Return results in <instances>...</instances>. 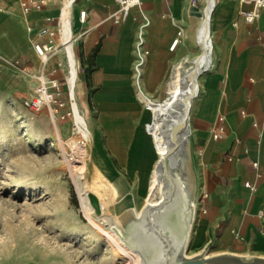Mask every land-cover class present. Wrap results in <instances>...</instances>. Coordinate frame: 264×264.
Here are the masks:
<instances>
[{"label": "crops", "instance_id": "0c3cea01", "mask_svg": "<svg viewBox=\"0 0 264 264\" xmlns=\"http://www.w3.org/2000/svg\"><path fill=\"white\" fill-rule=\"evenodd\" d=\"M219 1L210 22L211 64L197 75L187 129L177 151L191 157L196 193L191 239L212 264H264V8L250 23L242 11L252 8L251 0ZM190 3L143 0L116 21L115 0H46L41 8L30 10L23 9L21 0H0V90L16 91L26 82L35 85L29 75L41 67L33 47V41L41 38L36 29L66 9L73 36L82 34L72 43L73 93L78 108L94 112L90 121L98 165L93 162L99 170L112 169L113 184L128 188V177L117 174L111 156L127 173L138 169L141 175L152 167L155 156L144 129L150 110L143 96L154 98L164 92V98L176 67L183 63L181 52L193 27ZM81 10H86L85 19ZM144 13L150 17L149 53L142 90L137 89L134 97L129 91L133 46ZM201 23L202 18L195 29L199 48ZM179 30L180 40L171 48ZM45 70L60 79L67 97L72 83L66 51L55 52ZM65 109L70 110L69 103ZM220 125L222 137L214 138L212 132ZM246 181L255 188L246 186ZM128 189L137 204L138 187Z\"/></svg>", "mask_w": 264, "mask_h": 264}, {"label": "rangeland", "instance_id": "374dc122", "mask_svg": "<svg viewBox=\"0 0 264 264\" xmlns=\"http://www.w3.org/2000/svg\"><path fill=\"white\" fill-rule=\"evenodd\" d=\"M206 1L191 0L189 12L193 27L189 43L187 46L185 43L181 52L180 61L184 64L200 54L199 45L195 42V29ZM77 46L81 47L80 40ZM29 78L35 80L31 74ZM130 80L129 91L135 97L138 88L133 66ZM33 90L34 85L30 82L16 91L0 90V264H138L136 255L118 245L102 226L106 227L109 217L117 213L112 205V193L114 200L132 196L137 210L148 198L149 177L157 158L148 128L153 120L150 105L144 99L150 110L144 129L155 156L152 167L141 175L138 169L127 173L111 156L119 169L117 174L128 177V188L134 190L138 187L141 195H137L136 204L133 193L126 186H117L118 193L114 195L113 188L104 183L105 179L94 164L98 154L97 145H92L90 118L94 112L90 114L80 105L77 108L86 120L84 128L77 123L73 100L67 96L66 102L70 110L74 108V113L53 121L47 108L36 111L24 103ZM91 91L90 88L89 94ZM163 95L164 92L154 98L161 99ZM75 100L78 101L76 94ZM84 130L88 137L83 135ZM80 172L85 176L83 180L90 183L96 204L94 215L86 211L82 201L78 187ZM104 203L109 207L100 210L99 204ZM104 220L105 224L102 223ZM195 229L194 210L192 236ZM191 232L187 256L183 260L204 259V251L195 248ZM168 250L165 249V254Z\"/></svg>", "mask_w": 264, "mask_h": 264}, {"label": "bare ground", "instance_id": "6f19581e", "mask_svg": "<svg viewBox=\"0 0 264 264\" xmlns=\"http://www.w3.org/2000/svg\"><path fill=\"white\" fill-rule=\"evenodd\" d=\"M215 5L216 0H207L205 7L202 8V23L198 32L200 54L193 61H188V64L182 63L176 67L164 98L143 96L153 111V120L148 128L157 154L149 177L148 198L141 209L137 210L132 196L125 195L114 200L112 193V205L115 206L117 213L109 217V222L106 223L105 220L102 222L107 224L106 227L102 226V229L113 236L118 245H123L136 255L138 264H181V260L187 256L196 193L191 179V157L186 152L177 154L175 152L180 149V141L187 129V117L185 118L183 109L186 105L191 107L197 89L198 73L200 75L203 69L207 70L211 64L210 22ZM62 16L66 20L64 32L71 38L73 33L66 9L62 11ZM72 43L73 40L64 50L68 58L73 93L76 68ZM185 71L187 73L184 75ZM72 103L77 123H81L85 128L86 120L77 110L74 93ZM184 121L186 125L182 128ZM83 135L88 137L86 130L83 131ZM100 172L105 178L104 183L110 185L116 195L117 185L113 184L110 178L112 169L103 167L100 168ZM83 178L85 176L80 172L78 187L82 201L86 211L94 215L96 204L90 183ZM108 207L105 203L99 204L100 210ZM166 248H169L167 254Z\"/></svg>", "mask_w": 264, "mask_h": 264}, {"label": "built area", "instance_id": "2783aa9c", "mask_svg": "<svg viewBox=\"0 0 264 264\" xmlns=\"http://www.w3.org/2000/svg\"><path fill=\"white\" fill-rule=\"evenodd\" d=\"M118 4V10L115 14L116 21L124 18L129 11L142 3L143 0H115ZM206 1V0H205ZM219 0H216V4ZM245 2L246 0H237ZM252 8L243 10L242 14L246 21L252 23L258 16L262 8H264V0H251ZM46 4V0H21V5L24 10H30L33 8H41ZM86 10L80 11L81 19H85ZM65 18L61 15L57 18H52L50 24L43 25L36 29L37 35L41 37L38 40L33 41V47L41 59V67L38 72L34 73L35 85L33 92L24 99V103L33 108L36 111L48 109L49 114L53 121H56L58 117L65 118L71 112L74 113V108L66 110V97L64 96V90L62 82L59 78L48 75L45 70V65L50 57L59 50H64L66 45L70 41H74L82 34L75 33L73 37H67L64 32ZM150 25V17L147 14H143L139 18L138 27L136 31V38L134 43V78L139 91L142 90V76L144 66L146 64L149 47L147 44V28ZM33 27H30V30ZM182 31L179 30L176 38L172 41L171 48H174L180 40ZM69 100H73L72 90L68 92ZM219 119H223V115L219 116ZM224 127L218 126L212 132L214 138L222 137ZM245 185L251 189L255 188V184L250 181H246Z\"/></svg>", "mask_w": 264, "mask_h": 264}, {"label": "water", "instance_id": "95a60500", "mask_svg": "<svg viewBox=\"0 0 264 264\" xmlns=\"http://www.w3.org/2000/svg\"><path fill=\"white\" fill-rule=\"evenodd\" d=\"M200 3L203 2L204 0H198ZM190 107L188 105H186L183 109V114L185 116V118L187 117L188 113H189ZM185 121L183 122V127H185ZM165 264V263H164ZM181 264H212L210 259L207 258H196V259H189V260H181Z\"/></svg>", "mask_w": 264, "mask_h": 264}]
</instances>
